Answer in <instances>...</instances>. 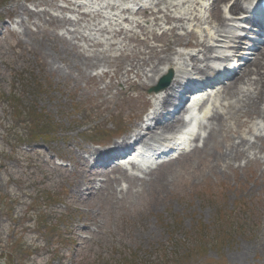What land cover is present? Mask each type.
<instances>
[{
    "label": "rangeland",
    "instance_id": "rangeland-1",
    "mask_svg": "<svg viewBox=\"0 0 264 264\" xmlns=\"http://www.w3.org/2000/svg\"><path fill=\"white\" fill-rule=\"evenodd\" d=\"M41 1L0 0V258L7 264H91L110 257L115 245L146 257L170 246L172 237L187 247L205 232L214 242L207 249L194 247L188 264H264V143L229 168L206 159L196 164L192 154L184 156L153 194L124 193L115 199L102 192L79 200L72 193L70 169L78 146L100 148L127 138L149 108L148 90L163 76L132 91L145 93L133 106L124 100L118 80L101 76L108 68L67 69L71 56L53 38L65 28L21 10L44 9L35 7ZM21 18L31 33L18 23ZM74 42L85 44L79 38ZM110 82L116 85L104 98L99 91ZM29 111L53 121L49 140L28 142L23 120L30 118ZM226 136L231 140L234 134ZM60 155L69 158L61 161ZM254 155L259 161H252ZM61 166L68 171H59ZM220 223L235 231L218 246ZM174 262L166 256L159 264Z\"/></svg>",
    "mask_w": 264,
    "mask_h": 264
},
{
    "label": "bare ground",
    "instance_id": "bare-ground-1",
    "mask_svg": "<svg viewBox=\"0 0 264 264\" xmlns=\"http://www.w3.org/2000/svg\"><path fill=\"white\" fill-rule=\"evenodd\" d=\"M54 1L42 0L36 3V7L45 6L42 10L31 11L24 6L21 10L32 18L43 20L47 25L66 28L63 35L56 34L53 38L61 43L62 51L68 57L71 56L67 69L75 67L84 71L102 66L108 68L109 70L103 71V76H110L124 85L120 92L126 95L124 100L133 106L139 96L144 97L145 94H126L125 86L131 90L142 89L152 85L166 71H172L175 78L169 90L154 92L150 95V101H147H153L155 105L150 114L154 124L146 126L145 133L139 139L140 144L172 138L173 132L185 123L182 117L185 114L207 132L203 144L190 151L196 164L201 159H206L213 161L215 165L229 168L232 167V161L247 157L249 151L262 150L264 51L257 54L247 70L240 69L230 79L217 83H211V77L206 81L199 80L212 72H215L216 77L226 74L222 72V64L230 60V57L240 55L243 47V37L235 33L243 29V23L253 21L264 26L262 22L249 16L254 12L252 8L255 0H211V3L210 0H133L132 6H124L122 0H85L86 3L84 0L80 3L78 0H63L65 6H57ZM136 7L138 10L134 12ZM51 9H58L60 14L54 15ZM65 12L72 13L75 17L68 18L63 15ZM129 12L135 14L134 18L126 17ZM20 23L24 25L26 34L31 33L27 21L22 19ZM123 23H127L128 27ZM166 26H169L167 30ZM157 28H165L160 36L155 33ZM179 31L185 33L181 35ZM138 35L143 36V39L137 40ZM77 37L85 45L75 43L74 39ZM180 47L194 48L196 51L180 50ZM131 49L133 50L129 53ZM232 49L235 53H230ZM114 51H118V54H113ZM235 61L236 59H232L231 62ZM239 63L237 61L234 66L230 63L227 70L235 68ZM197 79L203 86L206 84V88H200L190 96L199 100L204 95L203 92L209 89L208 109L196 113L189 111L185 105L173 115L171 108V115L168 113L169 116L165 119L163 110L175 100H180L183 92L190 89V85H194ZM113 87L114 84L111 83L99 91V94L106 98ZM244 126L246 129L243 130ZM193 133L194 129L191 128L186 135L190 137ZM227 133H233L234 137L230 140ZM125 141L115 144L128 145ZM125 148L134 152L127 146ZM70 149L71 144L67 146V150ZM78 149L70 170L74 174L70 184L72 193L79 200L85 199V195L94 196L102 192L115 199H120L124 193H133L135 196H141L145 192L156 193V187L164 185L175 168L180 167V162L183 163L175 159L153 170L137 166L129 159L131 154L122 153L118 159L123 158L120 160L123 161L128 157L127 165L139 171L140 175L130 172L124 162L114 163L117 157L112 155L106 161L109 167L92 169L109 151L81 144ZM35 152L41 154L40 150ZM62 157L69 158L64 155ZM251 158L252 161H259L257 155ZM45 163L49 164L51 160H46ZM57 168L63 173L68 171L64 167ZM98 176L105 178L103 184L96 183ZM122 182L126 187L121 186Z\"/></svg>",
    "mask_w": 264,
    "mask_h": 264
},
{
    "label": "trees",
    "instance_id": "trees-1",
    "mask_svg": "<svg viewBox=\"0 0 264 264\" xmlns=\"http://www.w3.org/2000/svg\"><path fill=\"white\" fill-rule=\"evenodd\" d=\"M30 118L25 120L29 124V136L32 138H44L51 133V128L53 123L46 119L45 115L37 111H29ZM231 220V217H230ZM226 227L224 223L218 225L217 236H215V241L218 246L222 245L226 240L231 236V233L235 231V227L231 228ZM214 239H211L209 234L205 232L199 233L198 237L194 240V245L190 244L188 241L187 247L183 244L177 243V240L173 237L171 238L170 246L167 247H158L149 254V256L141 257V254L137 251L130 250L119 251L117 246L111 247L109 264H159L160 259L168 256L175 260L174 264H188L193 252L196 249L194 247L207 249ZM193 246V247H192ZM192 247V249H190ZM93 264H98L94 262ZM102 264V263H100Z\"/></svg>",
    "mask_w": 264,
    "mask_h": 264
}]
</instances>
